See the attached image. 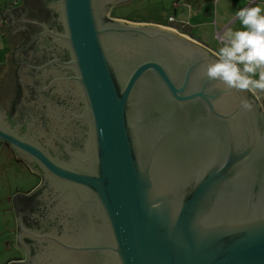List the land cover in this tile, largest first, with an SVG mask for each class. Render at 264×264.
<instances>
[{
	"label": "water",
	"instance_id": "95a60500",
	"mask_svg": "<svg viewBox=\"0 0 264 264\" xmlns=\"http://www.w3.org/2000/svg\"><path fill=\"white\" fill-rule=\"evenodd\" d=\"M125 1L59 0L93 133L90 166H63L0 122V140L66 186L91 224L39 234L19 215L26 255L8 264H264L260 97L208 79L215 51L176 28L107 20Z\"/></svg>",
	"mask_w": 264,
	"mask_h": 264
},
{
	"label": "flooded vegetation",
	"instance_id": "af4514ba",
	"mask_svg": "<svg viewBox=\"0 0 264 264\" xmlns=\"http://www.w3.org/2000/svg\"><path fill=\"white\" fill-rule=\"evenodd\" d=\"M113 9L109 21L118 17ZM6 26L9 51L0 64V122L63 166H90L93 133L71 51L60 37L64 25L59 0H23ZM14 164H21L37 179L12 202L16 229L19 215L25 228L39 234L49 230L61 236L70 227L78 233L91 227L88 212H76L78 200L66 192V186L34 158L0 140V165ZM24 239L42 245L39 251L47 249V240L29 235Z\"/></svg>",
	"mask_w": 264,
	"mask_h": 264
},
{
	"label": "clouds",
	"instance_id": "9594fccd",
	"mask_svg": "<svg viewBox=\"0 0 264 264\" xmlns=\"http://www.w3.org/2000/svg\"><path fill=\"white\" fill-rule=\"evenodd\" d=\"M239 29H228L222 36V46L215 51L216 59L207 64L208 79L222 83L227 90L264 93V7H240L235 13ZM241 107L253 105L241 101Z\"/></svg>",
	"mask_w": 264,
	"mask_h": 264
},
{
	"label": "rangeland",
	"instance_id": "374dc122",
	"mask_svg": "<svg viewBox=\"0 0 264 264\" xmlns=\"http://www.w3.org/2000/svg\"><path fill=\"white\" fill-rule=\"evenodd\" d=\"M175 1L181 4L177 10L174 7ZM4 2L5 0H2L1 4H5ZM185 2L187 0H131L126 5L114 7L113 14L134 20H157L174 25L182 32L193 33L191 22L182 27L168 19L171 13L176 14L178 18L187 17L185 13L183 14ZM7 51H9L8 39L0 34V64L6 60ZM36 181L35 176L21 164L0 165V264H8L11 260L24 257V252L16 242V222L11 212L12 202L16 193L29 190L36 184Z\"/></svg>",
	"mask_w": 264,
	"mask_h": 264
},
{
	"label": "crops",
	"instance_id": "0c3cea01",
	"mask_svg": "<svg viewBox=\"0 0 264 264\" xmlns=\"http://www.w3.org/2000/svg\"><path fill=\"white\" fill-rule=\"evenodd\" d=\"M130 2L131 0H128L121 5H126ZM177 2L178 1L174 2V7L176 10L178 7L181 6L179 2H178L179 6H176L175 3ZM19 3H21V0H19ZM246 4H247V0H217L216 13H215L214 0H187V2L184 3V9H183V14L185 13L184 15H186L187 17L181 16L182 18H178L176 14H172V13L169 16L174 15L176 17V20L172 22H176L182 27L184 25H189L191 22V24H193L192 25L193 33L182 32L179 28H177L174 25L162 23L157 20H134L132 18L129 17L128 18L132 21L134 20L139 22L140 21L153 22V23L163 24L166 26H171L179 30L181 33L186 34L191 38L195 39L196 41L204 44L210 49L217 51L219 47L222 46L221 38L224 32H226L230 28L239 29L241 27L239 18L235 15V13L239 10L240 7H246ZM257 4L264 7L263 0H259V2H257L252 6H255ZM120 17L128 19L126 17H122V16ZM217 31L221 33L220 39L216 35ZM257 94L260 97V99L264 97V95L261 93H257Z\"/></svg>",
	"mask_w": 264,
	"mask_h": 264
},
{
	"label": "built area",
	"instance_id": "2783aa9c",
	"mask_svg": "<svg viewBox=\"0 0 264 264\" xmlns=\"http://www.w3.org/2000/svg\"><path fill=\"white\" fill-rule=\"evenodd\" d=\"M1 0H0V34L2 36H4L6 34V30H7V22L4 18V15L7 11V9H11L14 8L15 6L18 5L19 0H5V4H1ZM216 2L217 0H214V4H215V13H216ZM257 2H259V0H247V4L246 7H251L252 5L256 4ZM264 3V0H263ZM176 6H179V3H175ZM169 21H174L176 20V17L174 15L169 16ZM217 37L220 39L221 38V33L219 31H217L216 33Z\"/></svg>",
	"mask_w": 264,
	"mask_h": 264
},
{
	"label": "trees",
	"instance_id": "16d2710c",
	"mask_svg": "<svg viewBox=\"0 0 264 264\" xmlns=\"http://www.w3.org/2000/svg\"><path fill=\"white\" fill-rule=\"evenodd\" d=\"M126 18H128V17H126ZM129 19V18H128ZM261 94H263L264 95V93H261ZM261 100H262V104H263V108H264V97L263 98H261Z\"/></svg>",
	"mask_w": 264,
	"mask_h": 264
}]
</instances>
